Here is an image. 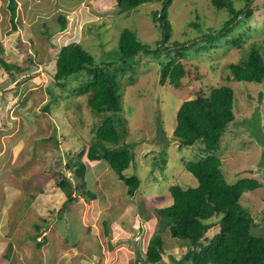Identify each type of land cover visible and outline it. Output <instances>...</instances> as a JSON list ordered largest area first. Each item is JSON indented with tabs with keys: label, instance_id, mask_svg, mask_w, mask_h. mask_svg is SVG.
<instances>
[{
	"label": "rangeland",
	"instance_id": "obj_1",
	"mask_svg": "<svg viewBox=\"0 0 264 264\" xmlns=\"http://www.w3.org/2000/svg\"><path fill=\"white\" fill-rule=\"evenodd\" d=\"M15 1L17 26L12 29L7 0H0V59L22 70L7 71L0 63V264H133L136 256L139 264H145V234L157 231L155 209L171 204L168 188L180 179L188 185L197 184L182 168L193 153L188 147L180 151L172 140L179 106L194 97L189 95V87L178 91L179 98L173 100L168 83L159 85L163 58L142 55L140 62L150 72L139 75L121 99L127 119L126 141L134 146V161L126 172L140 175V189L128 197L126 186L106 162L89 161L84 153L80 160L92 177L88 188L97 198L88 202L74 192L76 200L60 215L65 195L55 186L54 173L72 177L65 165L68 153L77 154L88 147L91 121L99 122L100 117L87 109L82 97L72 99L73 106L81 107L82 122L66 110L69 104H56L52 113L44 112L43 107L49 101L46 88L52 84L53 58L60 43L79 42L92 55L100 56L99 60H110L119 33L128 28L143 45L152 46L160 34L149 14L160 4L145 3L127 15L119 13L116 0ZM244 3L233 1L237 9ZM252 8L256 31L251 32L252 23L248 22L241 26L240 33L248 27L249 31L242 36L240 48L218 43L199 56L190 55L188 63L197 66L201 76L189 83L195 89L223 85L234 92V120L221 136L215 154L229 184L244 178L260 183L259 188L244 192L239 203L256 220L252 230L264 238V83L237 82L229 69L244 59L255 42L264 43V11H259V3ZM167 11L172 41H191L200 34L199 28L192 26L194 20L219 30L230 17L211 0H172ZM60 15L67 18L63 30L58 26ZM9 73L16 79L11 80ZM54 127L58 147L47 140ZM163 148L166 163L162 168ZM44 221L48 242L37 249L34 227ZM161 236L162 259L156 264H173L172 258L180 259L187 248L168 231Z\"/></svg>",
	"mask_w": 264,
	"mask_h": 264
},
{
	"label": "trees",
	"instance_id": "obj_2",
	"mask_svg": "<svg viewBox=\"0 0 264 264\" xmlns=\"http://www.w3.org/2000/svg\"><path fill=\"white\" fill-rule=\"evenodd\" d=\"M233 1L235 0H211L217 10L225 9L230 16L219 30L200 26L194 20L192 26L198 27L200 34H196L191 41H172V27L167 11L172 0H116L119 13L127 15L145 3L160 4L149 14L153 26L160 34L154 45H143L132 30L124 28L119 33L117 44L112 49L115 53L110 60H99L100 56L92 55L75 41L60 43L55 51L52 84L46 88L49 101L44 105L43 111L52 113L56 104H69L66 110H71L78 117V122H82L78 114L81 107L79 104L73 106L72 103V99L82 97L87 109L100 117L99 122L94 119L91 121L88 147L81 148L77 154L68 153L65 165L72 177L61 171L54 173L55 186L65 195L58 215L76 200L74 192L88 202L97 198L93 190L88 188L92 177L88 174L86 164L80 160L84 153L89 161L106 162L101 163L108 165L126 186L128 197H133L140 189V175L126 172L134 161V146L126 141L127 119L122 114L121 99L125 89L139 75L150 72L144 70L143 63L140 62L142 55L153 59L163 58L159 66V85L168 83L173 100L179 98L178 91L186 87L190 89L189 95L194 96L183 100L179 106L175 114L172 140L177 142L180 151L183 147H188L193 153L194 159L191 157L182 168L196 179L197 184L188 185L185 180L180 179L168 188L172 202L166 207L155 209L158 217L157 231L150 236L147 232L145 234L142 250L145 264H156L162 259L161 233L165 231L173 239L182 241L187 248L180 259L172 258L173 264H264V238L252 230L256 220L239 203L244 192L259 188L260 183L252 178H244L229 184L221 171V160L215 154L221 136L234 120V92L228 86H203L195 89L189 83L201 76L198 67L188 63L190 55L199 56L212 44L218 43L220 45L217 46L240 48L242 36L249 31L248 27L243 29L244 33H240L241 26L248 22L252 23L251 32L256 31V19L252 11L255 9L252 7L259 3V11H264V0H245L242 9L235 8ZM7 8L12 29H16V1L7 0ZM57 21L59 28L63 30L67 18L60 15ZM262 22L264 26V19ZM233 31L238 34H232ZM0 63L7 71H22L2 59ZM229 69L237 82L264 83V43L256 45L255 42L248 48L244 59L229 65ZM9 74L11 80L16 79L14 73ZM130 108L129 106L126 110L129 115L132 114ZM52 131L47 140H52L54 146L58 147L60 143L56 128ZM160 161L163 168L166 163L164 148L160 152ZM29 198H34V195ZM47 227L46 221L34 227L37 234L33 235V239L37 241V249L48 242ZM213 229L214 234L206 237V233ZM139 261L136 256L133 264H139Z\"/></svg>",
	"mask_w": 264,
	"mask_h": 264
}]
</instances>
